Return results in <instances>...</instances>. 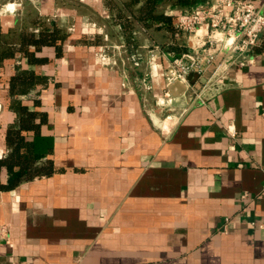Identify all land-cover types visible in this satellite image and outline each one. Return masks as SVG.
I'll return each instance as SVG.
<instances>
[{
    "label": "crops",
    "instance_id": "0c3cea01",
    "mask_svg": "<svg viewBox=\"0 0 264 264\" xmlns=\"http://www.w3.org/2000/svg\"><path fill=\"white\" fill-rule=\"evenodd\" d=\"M250 1L264 14V0ZM40 25L67 38L31 65L20 35ZM135 38L131 52L105 0H0V55L14 52L0 61V160L25 106L45 113L42 162L57 168L0 189V264H264V36L244 67L220 78V59L207 81L171 88L165 108L163 73L195 41ZM22 72L43 81L13 95Z\"/></svg>",
    "mask_w": 264,
    "mask_h": 264
},
{
    "label": "trees",
    "instance_id": "16d2710c",
    "mask_svg": "<svg viewBox=\"0 0 264 264\" xmlns=\"http://www.w3.org/2000/svg\"><path fill=\"white\" fill-rule=\"evenodd\" d=\"M201 0H105V5L114 16V19L124 33L125 46L132 52L138 43L135 34L139 29L144 30L161 48H164L167 40L182 36L177 28L178 16L161 12L162 6H170L190 13L192 8ZM38 33L23 31L20 35L19 52L24 55L31 65L47 63L48 57L39 55L43 47L55 48L61 55L62 44L66 40L60 28L56 25L46 27ZM30 48H32L30 50ZM14 55V52H6L0 55V61ZM22 72L11 80V94L23 91L26 87L41 83L43 79L37 76L25 75ZM20 87V88H19ZM26 88V89H27ZM37 105H39L37 103ZM38 121V123H37ZM47 123L45 113L30 111L27 107L19 108V121L17 126L8 129L6 142L8 155L0 160V168L5 167L8 171L9 181L7 184L0 183L1 190H9L32 181L37 178L55 174L57 168L52 159L47 158L52 152L50 137L41 135L42 125ZM33 133V140L29 134Z\"/></svg>",
    "mask_w": 264,
    "mask_h": 264
},
{
    "label": "built area",
    "instance_id": "2783aa9c",
    "mask_svg": "<svg viewBox=\"0 0 264 264\" xmlns=\"http://www.w3.org/2000/svg\"><path fill=\"white\" fill-rule=\"evenodd\" d=\"M5 10L15 11L9 6ZM177 28L195 41V47L175 56L164 71V97L157 101L160 108L173 104L170 89L176 84L189 88L193 75L199 76L197 83L207 81L209 71L220 59L224 64L218 74L220 78L232 65L244 67L247 55L264 36V14L250 0H214L208 8L179 15ZM151 57L155 59L156 56ZM135 64L139 66L137 60ZM212 84L209 81L205 87ZM228 132L236 137V132ZM258 228L264 232V223Z\"/></svg>",
    "mask_w": 264,
    "mask_h": 264
},
{
    "label": "water",
    "instance_id": "95a60500",
    "mask_svg": "<svg viewBox=\"0 0 264 264\" xmlns=\"http://www.w3.org/2000/svg\"><path fill=\"white\" fill-rule=\"evenodd\" d=\"M190 79H191L192 83L195 84L198 81L199 76L198 75H193Z\"/></svg>",
    "mask_w": 264,
    "mask_h": 264
}]
</instances>
